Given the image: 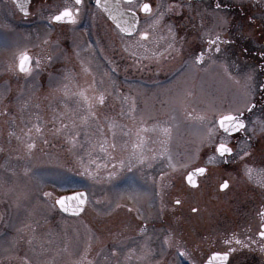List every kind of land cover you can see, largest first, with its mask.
I'll return each instance as SVG.
<instances>
[{
    "label": "rangeland",
    "instance_id": "374dc122",
    "mask_svg": "<svg viewBox=\"0 0 264 264\" xmlns=\"http://www.w3.org/2000/svg\"><path fill=\"white\" fill-rule=\"evenodd\" d=\"M161 2L159 10L166 8L167 1ZM12 10L9 1L0 0V97H3L0 100V243L7 239L10 227L14 259L19 251L30 261L28 264H69V258L75 253L82 254L89 244L91 250L87 252L92 264H105L104 240L119 236L120 218L124 216L123 210L117 211L118 204L127 203L139 211L141 205L135 195L140 193L139 183L128 174L112 183L102 184V180L91 183L92 179L81 174L84 168L80 167V159L94 175H104L113 171V164L116 171L128 170L127 160L136 154H172L177 160L202 151L210 153L217 138L215 133L213 143L206 142L213 117L241 106L247 99L244 88L239 83L231 91L228 81L213 75L203 76L194 83L185 81V74L179 75L181 79L172 77L169 72L173 75L174 69L183 66H178L183 62V54L174 55L170 63L162 59L152 64L137 63L129 54L134 40H126V49H121L124 41L112 28L108 31L109 46L100 49L102 60H94L91 53L81 54L78 50L73 55L69 50L61 59L57 55L50 65L41 64L39 69L34 66L31 75L21 77L14 69L13 53L23 46L20 42L35 41L26 28L16 23L14 30L24 34L15 41L11 32L8 33L5 20ZM163 20L158 26L159 42L167 41L169 36ZM171 32L176 35L174 40L177 35L188 34L186 19L179 18ZM33 52L36 60L43 62L44 50L34 48ZM56 61L60 62L57 66L53 64ZM112 68L116 69L114 73ZM191 83L197 92L192 90ZM143 89L159 94L154 105L160 115L155 116L157 123H151L147 129L136 123L134 110L135 96ZM101 94L103 104L99 103ZM197 99L199 108L194 105ZM147 104L152 107L148 100ZM5 108L8 115L3 114ZM200 116L205 119H198ZM101 117L106 122L103 125ZM168 118L170 125L165 124ZM61 125L66 128H60ZM253 127L254 133L261 122L254 121ZM165 128L169 129L167 134ZM103 132L107 136L104 142ZM29 143H34L35 148L29 150ZM144 158L147 160L142 165L131 161L132 169H148L152 158ZM120 160L124 161L123 168ZM80 188L87 193L83 213L63 216L55 200Z\"/></svg>",
    "mask_w": 264,
    "mask_h": 264
},
{
    "label": "flooded vegetation",
    "instance_id": "af4514ba",
    "mask_svg": "<svg viewBox=\"0 0 264 264\" xmlns=\"http://www.w3.org/2000/svg\"><path fill=\"white\" fill-rule=\"evenodd\" d=\"M6 1L13 8L5 20L8 33L11 32L15 41L20 38L21 30H14L13 23H16L26 28L35 41L20 42L23 46L13 53L16 57L14 69L21 77L27 75L18 70V55L23 50H27L32 58V69L36 61L34 48L44 50L40 66L50 65L57 55L61 59V55L69 50H72L73 55L78 50L81 54L91 53L94 60H102L100 49L109 46L108 31L112 28L114 34L124 41L121 49L125 48L126 40H134L136 45L129 48H133L129 54L134 56L132 60L137 63L145 61L152 64L160 59L170 63L174 55L179 57L183 54V62L178 65L183 66L179 70L174 69L173 75L170 71L172 77L185 74L184 80L194 83L203 76H219L229 82L231 91L236 88V81H240L244 92V85H248L249 90L244 95L247 99L235 108L243 110L242 119L248 131L239 130L225 135L218 130L217 138L207 154L202 151L177 160L173 159L172 154H136L127 161L138 162L140 156H150L151 166L140 170H118L111 180L107 179L108 174L97 175V180H102L104 184L121 180L128 174V177L139 183L141 193L138 196L141 207L137 212L127 203L118 204L117 211L123 210L124 214L120 218L119 236L115 240L110 237L104 240L102 258L105 264H208L215 253H227L225 264H264V252L260 251L264 241L259 236L262 223L259 212L264 211V177L260 175V170L264 169V130L261 126L252 132L254 121H264V3L260 0H240V3L239 0H133L136 6L151 4L152 13L146 14L139 11L138 7H133L137 17L136 31L129 36L122 34L93 0H82L80 5H76L75 0H29L27 16L19 13L11 0ZM161 1H167L166 8L159 10ZM119 2L122 7H127L124 0ZM217 4H220L219 8ZM185 6L189 8L183 9ZM66 7H71L74 14L79 8L76 24L50 19ZM160 13H163L168 30L176 27L179 18H185L188 34L177 35L174 40L176 35L169 30L168 40L159 42V24L153 25V20ZM144 31L148 33L146 40L140 38V33ZM216 35L226 43L220 45L219 53L214 50L209 52L208 39ZM160 39L163 40L162 37ZM33 43L36 46L32 47ZM12 44L16 45L14 42ZM169 45L172 47L169 48ZM202 51L205 53L204 61L198 64L195 57ZM53 64L57 66L60 62ZM249 74L253 77L251 81L247 80ZM192 83V90H195ZM135 97L136 123L145 129L151 123L156 124L155 116L160 115V112L156 111L154 98L159 97L158 92L143 89ZM147 100L152 107L147 104ZM197 101L194 105H199V108L200 101ZM249 103L255 105L251 112L246 110ZM91 106L93 108L94 105ZM91 114H94L93 111ZM101 122L102 125L106 123L103 117ZM165 124L170 125L171 120ZM192 124L199 125L196 122ZM60 128L66 127L61 125ZM104 137L107 138L103 132V142ZM222 137L232 149V153L224 157L214 151ZM101 146L104 152V143ZM245 152L248 155H244ZM209 157H215L214 162L210 163ZM199 167L206 171L191 177L192 183H189L187 175ZM248 168L253 169L251 177ZM225 181L228 182V188L221 189ZM230 192L232 194L228 198ZM11 230L9 227L7 239L0 243V264H14L15 259H18L17 264L30 263L19 251L13 258L15 250ZM166 237L170 239L171 246L164 243ZM236 240L241 243L237 244ZM177 247L187 252V259L177 255ZM87 249L91 250L89 244L82 254L72 255L69 264H92ZM19 257L22 261H19ZM214 264H222V261L217 259Z\"/></svg>",
    "mask_w": 264,
    "mask_h": 264
},
{
    "label": "snow or ice",
    "instance_id": "6c2138e0",
    "mask_svg": "<svg viewBox=\"0 0 264 264\" xmlns=\"http://www.w3.org/2000/svg\"><path fill=\"white\" fill-rule=\"evenodd\" d=\"M82 3V0H75V4L76 5H80ZM124 3L127 5V7H122L119 0H117V2L115 4H110L109 0H96V5L97 7H102L103 10L105 12H107L109 14V18L116 24V27L119 29V31L121 33H127L129 36L132 35V33L134 31H136V21H135V12L133 11V7H138L139 11H142L146 14H150L152 13V5L149 3H143L142 5H134L133 0H124ZM15 4L16 7L19 8V10L25 15L27 16L29 14V10L28 8L25 6V3L23 2V0H15ZM171 7V6H170ZM220 7V4H217V8ZM79 13V8L76 9V14L73 13V10L71 7H66L62 12H60L58 15H54L52 17H50V19L55 20V21H64L67 20L69 23L71 24H76L77 23V16ZM129 13L131 14L132 17V22L130 23L128 19H124L125 14ZM163 18V13H160L159 16H157L154 20H153V25H158L160 23V21ZM171 31V29H169ZM140 38L142 40H146L148 38V33L146 31L141 32L140 33ZM222 43H226V41H222L221 37L219 35H216L215 38H212L211 36L208 39V51H215L216 53H219L221 51L220 45ZM6 46V45H5ZM172 45H169V48H171ZM160 55H163L162 53ZM204 55L205 53L202 51L200 52L199 55H197L195 57L196 62L199 63H203L204 61ZM31 57L28 55L27 50H23L19 53L18 55V60H19V71L21 73H25L27 75H31L32 72V66H31ZM40 60L37 59L35 61V67L37 69H39L40 67ZM111 71L114 73L116 71L115 68H112ZM252 75L249 74L247 76V80L251 81L252 80ZM236 83H240V81H236ZM245 94H247L248 92V85L245 84ZM81 95H83V93H81ZM125 99H127L128 97H124ZM3 97H0V100H2ZM85 100H87V97H85ZM99 103L103 104L104 103V96L101 94L99 96ZM255 107L254 104H247L246 105V110L251 112L252 109ZM4 115H8V110L7 108H5ZM244 112L242 109L237 108L234 111H228V112H221L218 114V116H214L213 120L211 121V127L208 128V133H207V143L212 144L213 143V136L214 134L218 131V130H222V133L225 135H230L233 132L239 131V130H244V131H248L246 124H245V120L242 119ZM198 119L200 120H204L205 117L204 116H200L198 117ZM218 126V127H217ZM261 126H262V130H264V121H261ZM37 132L40 131V128L37 127ZM59 131V130H57ZM164 132L167 134L169 132V129L165 128ZM45 143H47V141H45ZM113 148H115V145H112ZM27 148L29 150H32L33 148H35V144L34 143H29L27 145ZM214 151L219 153V155L221 157H224L225 154H231L232 153V149L230 147H228L227 143L225 142L224 138L222 137L220 142L214 147ZM244 155H248L247 152L244 153ZM215 157H209V162H214ZM169 161H171V157H169ZM80 167L84 168V172L81 173L82 175H87L89 179L92 180H97L98 176L94 175L87 166H85L83 159L81 158L80 161ZM90 163H94V161H90ZM120 166L123 168L124 167V161L120 160L119 161ZM138 163L139 164H143L144 163V157L140 156L138 158ZM151 165H149L150 167ZM173 168L175 167V165H171ZM99 167V165L97 166ZM105 167H107V165H105ZM113 171H111L110 173H108V177L107 179L111 180L113 177L116 176V165L113 164ZM128 171L132 170V163L131 161H129L128 163ZM27 169H26V173H27ZM196 171L200 172V173H204L206 171L205 168L203 167H199L196 169ZM253 169L252 168H248L247 172L249 174V176L251 177ZM260 175L262 177H264V169L260 170ZM188 180L189 183H192V179H191V175L188 176ZM221 189H226L228 188V182L225 181L223 184H221ZM46 196L50 195L49 193H45ZM136 196L141 195V193H136ZM75 202V206H73V203ZM56 204H58L60 206V209L63 212H71L73 215H78L81 211H83V205L86 203V197L83 193H76L73 196H66V197H61L60 199L55 201ZM176 203H179V201H176ZM129 211H131V209H129ZM193 211H196V209H193ZM259 216L261 217V221L262 223L260 224V231H259V236L261 238L262 241H264V211H260L259 212ZM227 242V241H226ZM164 243L166 245L171 246V241L169 238H165ZM237 244H240L241 241L236 240ZM253 243H255V241H253ZM245 247H247V245H245ZM177 251V255L179 257H185L187 259V252L185 250H182L181 248L177 247L176 249ZM260 251L264 252V243L261 244L260 247ZM221 260V261H226L228 259V254L224 253L223 255H221L220 253H215L209 260H208V264H214L215 260Z\"/></svg>",
    "mask_w": 264,
    "mask_h": 264
},
{
    "label": "water",
    "instance_id": "95a60500",
    "mask_svg": "<svg viewBox=\"0 0 264 264\" xmlns=\"http://www.w3.org/2000/svg\"><path fill=\"white\" fill-rule=\"evenodd\" d=\"M12 2H13V4H14V6H15V8L21 13V14H23L20 10H19V8H17L16 7V4H15V0H12ZM23 2L25 3V6L27 7L28 6V3H29V0H23ZM93 2L96 4V0H93ZM117 2V0H109V3L110 4H115ZM102 3H103V0H102ZM101 10H103V8L102 7H99ZM104 11V10H103ZM105 12V11H104ZM106 14H107V16H108V18H109V14L107 13V12H105ZM110 19V18H109ZM124 19H128L129 20V22L131 23L132 22V17H131V14H129V13H126L125 14V17H124ZM55 21V20H54ZM110 21H111V23L116 27V24L110 19ZM135 21L137 22V17L135 16ZM135 27H136V24H135ZM117 28V27H116ZM118 29V28H117ZM135 32V31H134ZM133 32V33H134ZM132 33V34H133ZM122 34H124V35H128L127 33H122ZM18 64H19V61H18ZM18 70H19V67H18ZM222 131V130H221ZM232 134V133H231ZM198 174H201L200 172H198V171H196V169L195 170H192V171H190L189 172V174L187 175V177L189 176V175H191V177H195L196 175H198ZM76 193H83L84 195H85V197H86V193H85V191H75V192H72V193H69V194H64V195H61L60 197H58L56 200H58V199H60L61 197H66V196H73V195H75ZM87 198V197H86ZM55 200V201H56ZM73 203V206H75V202H72ZM55 205H56V207L63 213V214H66V215H71V216H77V215H73L71 212H63L61 209H60V206L58 205V204H56L55 203ZM84 206H85V204L83 205V208H84ZM82 212V211H81ZM81 212L79 213V214H81ZM78 214V215H79ZM222 264H225V261H222Z\"/></svg>",
    "mask_w": 264,
    "mask_h": 264
}]
</instances>
